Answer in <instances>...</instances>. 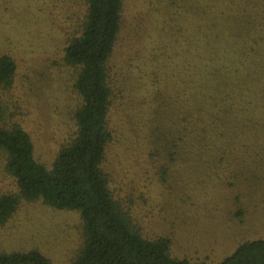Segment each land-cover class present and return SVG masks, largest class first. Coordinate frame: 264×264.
Instances as JSON below:
<instances>
[{"label":"rangeland","instance_id":"1","mask_svg":"<svg viewBox=\"0 0 264 264\" xmlns=\"http://www.w3.org/2000/svg\"><path fill=\"white\" fill-rule=\"evenodd\" d=\"M262 2L123 0L111 58L114 94L108 121L113 140L102 168L133 226L144 238L170 239L173 258L215 264L241 242L264 238ZM85 8L84 0H0V54L15 63L12 85L0 86L4 122H15L29 134L35 159L46 167L75 129V71L65 64L63 49L79 34ZM245 34L253 35L254 42L244 54L259 66L249 65L245 81L230 86L256 78L253 121H244L250 131L221 162H205V155L196 160L180 149L176 154L168 144L173 84L182 74L176 64L182 65L194 42L212 37L210 44L220 38L230 44ZM235 124L233 131L241 132ZM3 161L0 152V193L16 192ZM83 241L78 212L57 210L41 200H22L0 225V252L37 249L53 264H73Z\"/></svg>","mask_w":264,"mask_h":264},{"label":"trees","instance_id":"2","mask_svg":"<svg viewBox=\"0 0 264 264\" xmlns=\"http://www.w3.org/2000/svg\"><path fill=\"white\" fill-rule=\"evenodd\" d=\"M84 1L79 34L63 49L65 64L75 71L73 88L79 100L73 112L75 129L49 167L35 159L28 133L15 122H4L0 105V152L4 170L17 188L16 192L0 193V225L22 200H41L51 208L79 213L84 241L73 264H201L171 257L167 237L144 238L108 188L102 165L113 140L108 121L114 94L111 58L120 31L123 0ZM260 12L264 18V2ZM243 37L235 38L232 45L225 38L217 44L214 39L209 43L212 37L194 42L184 53L182 65L176 64L184 77L176 74L179 83L176 78L173 84V127L168 141L173 151L180 149L196 160L205 155V162H221L250 131L244 121L252 119L249 114L254 113L251 104L257 97V82L253 77V83L243 84V72L259 63L255 60L250 64L244 54V48L254 42L253 35ZM260 51H264V45ZM14 75V60L0 54V86L9 88ZM240 78H244L242 84L230 86ZM233 121L241 132L233 131ZM0 264L53 263L37 249H30L0 252ZM215 264H264V238L241 242Z\"/></svg>","mask_w":264,"mask_h":264}]
</instances>
